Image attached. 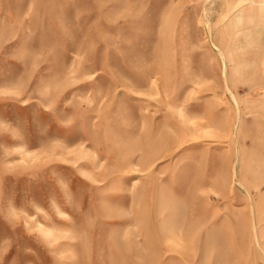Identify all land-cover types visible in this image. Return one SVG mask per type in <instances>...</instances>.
Returning a JSON list of instances; mask_svg holds the SVG:
<instances>
[{
  "label": "rangeland",
  "instance_id": "1",
  "mask_svg": "<svg viewBox=\"0 0 264 264\" xmlns=\"http://www.w3.org/2000/svg\"><path fill=\"white\" fill-rule=\"evenodd\" d=\"M0 264H264V0H0Z\"/></svg>",
  "mask_w": 264,
  "mask_h": 264
}]
</instances>
